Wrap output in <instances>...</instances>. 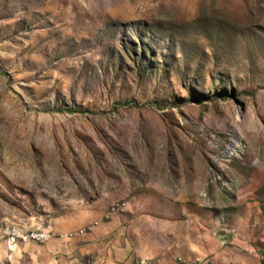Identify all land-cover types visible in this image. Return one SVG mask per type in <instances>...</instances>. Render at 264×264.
Masks as SVG:
<instances>
[{
    "label": "rangeland",
    "instance_id": "374dc122",
    "mask_svg": "<svg viewBox=\"0 0 264 264\" xmlns=\"http://www.w3.org/2000/svg\"><path fill=\"white\" fill-rule=\"evenodd\" d=\"M183 178L264 201V0H0V264Z\"/></svg>",
    "mask_w": 264,
    "mask_h": 264
},
{
    "label": "crops",
    "instance_id": "0c3cea01",
    "mask_svg": "<svg viewBox=\"0 0 264 264\" xmlns=\"http://www.w3.org/2000/svg\"><path fill=\"white\" fill-rule=\"evenodd\" d=\"M196 182L153 183L108 211L110 197L83 205L76 228L88 229L29 250H45L46 256L39 254L50 264H178L177 257L200 264H257L264 201L217 191L205 196ZM220 230L228 231L227 241L219 240Z\"/></svg>",
    "mask_w": 264,
    "mask_h": 264
},
{
    "label": "built area",
    "instance_id": "2783aa9c",
    "mask_svg": "<svg viewBox=\"0 0 264 264\" xmlns=\"http://www.w3.org/2000/svg\"><path fill=\"white\" fill-rule=\"evenodd\" d=\"M118 200H123V199H118ZM116 200L114 203H110L108 205V209L107 211L112 208L116 203L117 201ZM89 226L87 227H82V228H78L76 230H73V231H70L69 234H57V235H50V233H44V230L42 231V233H39V234H32V235H29V236H20L18 234H14L12 233L11 231H8L6 237H5V246L7 248L8 251H10L11 249V246L12 245H15V238H20V237H28L29 241H33L35 243H42V242H46L48 240L51 239V237L55 236L61 240H67V239H70L72 238L73 236H75L76 234H82L86 229H88ZM177 262L178 264H191L189 263V261H187L186 259H183L182 257H177Z\"/></svg>",
    "mask_w": 264,
    "mask_h": 264
},
{
    "label": "bare ground",
    "instance_id": "6f19581e",
    "mask_svg": "<svg viewBox=\"0 0 264 264\" xmlns=\"http://www.w3.org/2000/svg\"><path fill=\"white\" fill-rule=\"evenodd\" d=\"M116 206V205H115ZM116 208V207H115ZM42 231L43 230H29V231H26V232H21V233H15V232H13L14 234H18V235H20V236H29V235H32V234H39V233H42ZM44 233H50V235H52V233L51 232H49V231H47V230H44ZM70 232H68V233H62V234H69ZM20 241H23V242H27V241H29V239H28V237H20V238H15V245H12L11 246V249H10V251L11 250H14L15 248H16V246H17V244L20 242ZM5 248H6V246H5ZM7 249V248H6ZM189 263H191V264H200L199 263V259H193V260H191V261H189Z\"/></svg>",
    "mask_w": 264,
    "mask_h": 264
},
{
    "label": "water",
    "instance_id": "95a60500",
    "mask_svg": "<svg viewBox=\"0 0 264 264\" xmlns=\"http://www.w3.org/2000/svg\"><path fill=\"white\" fill-rule=\"evenodd\" d=\"M218 238L221 242H225L228 240L229 235H228V231L226 230H220L218 233Z\"/></svg>",
    "mask_w": 264,
    "mask_h": 264
}]
</instances>
